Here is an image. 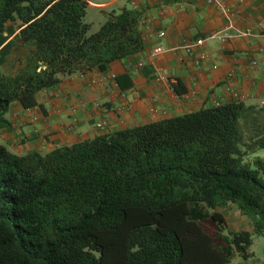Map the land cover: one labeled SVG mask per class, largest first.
Returning <instances> with one entry per match:
<instances>
[{
    "label": "trees",
    "instance_id": "obj_1",
    "mask_svg": "<svg viewBox=\"0 0 264 264\" xmlns=\"http://www.w3.org/2000/svg\"><path fill=\"white\" fill-rule=\"evenodd\" d=\"M88 0H0V130L61 75L144 50L142 12L90 33ZM7 33V36L4 33ZM19 44L16 58L10 49ZM8 70L4 72L2 67ZM264 106L234 101L57 147L0 144V264H229L264 236ZM236 205L253 232L226 231ZM213 223L212 227L208 226Z\"/></svg>",
    "mask_w": 264,
    "mask_h": 264
},
{
    "label": "crops",
    "instance_id": "obj_2",
    "mask_svg": "<svg viewBox=\"0 0 264 264\" xmlns=\"http://www.w3.org/2000/svg\"><path fill=\"white\" fill-rule=\"evenodd\" d=\"M226 4L228 12L206 0H89L90 6L110 8L103 14L124 7L141 11L144 50L112 62L106 71L61 75L58 85L38 93L40 106L24 108L14 102L6 114L12 127L0 130V144L18 155H45L117 130L234 102V93L248 105L264 106V0ZM230 23L233 38L220 42L209 37ZM19 31L0 50L18 41ZM161 31L164 51L155 54ZM198 37H206L205 45L187 54L182 45ZM19 44L8 57L20 54ZM202 50L209 53L204 62L197 59ZM254 60L258 65H252ZM2 70L8 72L5 66ZM219 211L226 221L224 234L253 232L252 222L236 205ZM229 264H264V236H254L249 258L235 254Z\"/></svg>",
    "mask_w": 264,
    "mask_h": 264
},
{
    "label": "built area",
    "instance_id": "obj_3",
    "mask_svg": "<svg viewBox=\"0 0 264 264\" xmlns=\"http://www.w3.org/2000/svg\"><path fill=\"white\" fill-rule=\"evenodd\" d=\"M208 3L210 4H216L223 12H228V7L226 4V0H206ZM238 3L240 4H244L245 0H237ZM165 36V32L161 31L158 33L157 37L160 39V42L157 44V46L154 48V53L155 54H159L162 53L164 51V47L163 44L161 42V39L164 38ZM235 36V33L233 32V25L232 23H230L226 28L222 29L221 31H217L214 33H211L209 35V37L216 39L217 41H227L230 38H233ZM206 42V37H198L194 40H186L184 42V44L182 45L183 50L187 53V54H194V52L197 49H201ZM209 58V53L206 52L205 50L200 51V53L198 54L197 59L200 62H204L206 60H208ZM252 65L256 66L258 65V61L254 60L252 61ZM234 98L236 101H240L241 96L238 93H234ZM106 123H101V126H105Z\"/></svg>",
    "mask_w": 264,
    "mask_h": 264
},
{
    "label": "rangeland",
    "instance_id": "obj_4",
    "mask_svg": "<svg viewBox=\"0 0 264 264\" xmlns=\"http://www.w3.org/2000/svg\"><path fill=\"white\" fill-rule=\"evenodd\" d=\"M93 1H106V0H93ZM89 2V0H88ZM102 9V10H101ZM104 9H110L109 7H94V6H88L87 8V15H86V21L91 24L90 33L96 32L100 26L106 21L107 13L103 14L102 12ZM10 25H13L14 27L18 28L19 22H10ZM260 155H264V151L259 152ZM219 210V209H218ZM232 211V209H230ZM213 223L211 225L208 224V226L211 228Z\"/></svg>",
    "mask_w": 264,
    "mask_h": 264
}]
</instances>
